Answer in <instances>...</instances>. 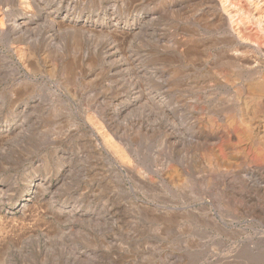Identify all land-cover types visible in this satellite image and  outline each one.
Here are the masks:
<instances>
[{
    "label": "rangeland",
    "instance_id": "374dc122",
    "mask_svg": "<svg viewBox=\"0 0 264 264\" xmlns=\"http://www.w3.org/2000/svg\"><path fill=\"white\" fill-rule=\"evenodd\" d=\"M59 1L54 0L52 3L55 4ZM94 1L75 0L77 6L85 11V18H79L78 23L83 26L88 25L92 30L98 31L99 28H103V32L88 33L83 31L82 33V31L69 29L63 35L62 41L64 42L65 39L66 41L59 44L66 60H77L78 63H81L82 67L77 72L79 75L76 74L81 84L74 89L75 94L78 93L77 98L71 102L64 96V102H66L64 111L54 115V118L47 116V113L37 116L39 122L33 125L36 130L27 132L25 138L19 137L11 143L13 148L11 147V151L7 154V160L5 159L9 163V167L7 169L0 168V178L7 181L11 174L20 176L33 169L44 172L56 162H60L66 165L69 171L67 185L53 191L54 193L45 194L44 204L40 203V205L31 207V212L34 209L33 215L40 211L36 215L39 217V221L43 215H49L48 217H51L50 224L47 222L41 228L36 227L39 221L38 217L35 220V215L33 216L35 224L33 217L25 221L26 228L33 230L28 231L26 239L22 238L25 240L23 246L17 241L20 232H10L11 227H8V230L3 227L7 233L9 231L7 234L1 227L3 222L7 223L8 218L10 219L8 221H11L8 224L15 223L16 225L17 223L18 225L21 222L20 218L15 219L9 215L12 206L0 208L1 237L12 236L14 242L11 244L13 247L11 245L10 247L14 250L17 248L20 250L27 246L32 255L27 260L37 259L39 261H35L37 264H264V206H259V201L252 202V206H200L192 200L189 203L190 206H183L180 204L181 202H185L187 205V202H190L186 199L190 192L202 191L206 194L212 186L216 185L211 184L209 187L205 183H197L189 184V187L182 189L176 185H170L167 179V169L170 165L178 166L182 172L189 173L191 179H194L198 171L197 163L200 161L199 155L194 152L195 146L193 145L199 138L195 124L196 115L190 106L184 105L182 102L186 99L189 102H195L198 94L194 95L191 89H186L184 83L181 86L177 85L173 77L159 71L162 68V62L173 61L175 54L171 43H167L170 42V37L175 32V18L172 11L174 0H96L95 3ZM65 3L70 4L71 2L65 0ZM106 8L115 10V16L120 18L119 24L109 20L97 23L86 20L89 13H103ZM133 13L142 20L140 25L142 28L139 27V30H130L132 21L129 25L126 24L125 19L127 20L129 14ZM114 29H121L124 34L128 33L126 44L123 43L125 38L120 43L121 49L125 50L126 54H128L126 50L129 49L128 55H138L137 57L140 58L139 66L142 69L143 75L141 76L145 84L142 83L145 85L149 99L137 104L138 107H134L133 110H127L123 115L115 117V120H119L118 123L122 130L125 129L121 134L129 145L128 149L132 152L134 166L130 168L122 167L112 155L108 154L107 150L100 146L99 141L96 140V132L87 122L89 113L86 114L84 109L88 105L86 97L91 94L90 90L94 91L92 96L98 93L100 97L107 96L108 101L114 97L112 92L106 90L107 86L111 84L109 80H105L107 68L103 69L102 65L96 61L101 54L100 45L110 42L109 39H111L109 33H105L108 30L114 31ZM77 40H79L78 46H76ZM3 49L4 47L0 45V50ZM95 63L98 66L91 70L89 65L94 64L93 66H95ZM0 64V68H2L1 61ZM112 64L117 65V59ZM1 73L0 70V89L2 88L0 90L2 94H0V113L2 114L10 107L11 97L3 90L4 85L1 80L3 75ZM102 75L104 79L99 82ZM37 79L40 80L39 82L42 81L40 75ZM159 79L166 86L160 93L164 101L163 105H159ZM84 81L91 82L84 84ZM54 82L52 81L49 85L53 91H56L57 86ZM178 87H182V89L177 91ZM56 92L59 93L58 90ZM62 92L65 93L63 90ZM148 92H152V94ZM150 96L152 98H149ZM3 97L5 98L3 99ZM198 100L204 101L203 95ZM132 104L133 102H130L128 107L132 108ZM81 105L84 110H81ZM182 105L188 107L182 108V110ZM178 111H182V117ZM53 120L63 123L64 127L57 132L59 134L55 135L54 133V136L48 131L51 128L46 124L47 121ZM45 132L48 133L45 134ZM50 136L54 138L51 139ZM176 139L180 140L179 143ZM39 145L42 150L39 149ZM21 146L28 148L21 149ZM25 152L29 154L30 159L29 157L25 160L22 158ZM21 159L23 163H21ZM140 177L143 178L141 181L138 180ZM200 181L203 180H197L195 183ZM51 197H55L56 200ZM213 200L212 202L215 204ZM11 201L13 200L11 199ZM51 204L53 205L51 206ZM31 212L29 213L31 214ZM67 213L68 217L65 215ZM29 222L30 226H28ZM52 226L54 228H51ZM41 229L44 232H41ZM42 245H46L49 250L47 259L44 256H37V249L42 248ZM76 252L81 254V258L74 257ZM6 258L7 261L0 263L25 264L27 262L24 260V263L20 257L14 254H7ZM72 259L74 260L72 261Z\"/></svg>",
    "mask_w": 264,
    "mask_h": 264
},
{
    "label": "bare ground",
    "instance_id": "6f19581e",
    "mask_svg": "<svg viewBox=\"0 0 264 264\" xmlns=\"http://www.w3.org/2000/svg\"><path fill=\"white\" fill-rule=\"evenodd\" d=\"M53 1L0 0V45L4 47L3 50H0V61L3 64V67L0 68L1 75H3L1 80H3L2 84L4 85L3 90L9 93L11 97L10 107L4 113H0V168L2 169L9 167L6 160L7 154L13 148L11 143L19 137L25 138L27 132L36 130L33 125L39 122L37 116L47 113V116L54 118V115L64 111V104L66 103L64 96L71 102L77 98L78 93L75 94L74 89L81 84V81H78L76 74L82 66L77 60H66L62 48L59 46L63 42V35L66 30L75 29V31H82V33L83 31L88 33L103 32V28H99L100 31H97L90 29L88 25L83 26L78 23L79 18H85V11L77 6L75 0H68L71 2L70 4L65 3V0H60L55 4L52 3ZM173 3L175 32L170 37V42L167 43H171L175 54L173 61L162 62L163 65L159 71L173 77L177 85L181 86L184 83L186 89H191L194 95L198 94L195 102H189L188 99L182 102L184 105L190 106L196 115L195 124L199 138L193 145L195 146L194 152L199 155L200 161L197 163L198 171L194 179H191L189 173L186 175L181 171V168L172 165L167 169V179L170 185H176L182 189L189 187V184L195 185L197 183H205L209 187L211 184L216 185L212 186L206 194L202 191L190 192V195L185 197L190 202H187L188 205L181 202L180 204L183 206H190L189 203L192 200L200 206H252V202L258 201L260 202L259 206H264V0H174ZM82 4L84 5V3ZM133 15L134 13L129 14L125 21L128 25L132 21L130 30H137L142 20ZM86 20L93 21V23L109 20L119 24L120 18L115 16L114 9L106 8L103 13H89ZM105 34L110 35L112 40L109 39L110 42L100 45L101 54L100 57L97 55L96 61L102 65L103 69L107 68L105 80H109L111 84L107 86L106 90L112 92L114 97L108 101L107 96L100 97L98 93L92 96L94 91L90 90L91 94L86 97L88 105L84 109L86 114L89 113L87 122L96 132V140L99 141L100 146L107 150L108 154L112 155L122 167L130 168L134 166L132 152L128 149L129 145L121 134L125 129L122 130L118 123L119 120H115V117L138 107L137 104L148 99V94L145 85H143L145 81H142L141 75L143 74L139 66L140 58L137 57L138 55H128L129 49L126 50L128 54L121 49L120 43L125 38L123 43L126 44L128 33L124 34L121 29H114L111 32L108 30ZM130 37L132 36L130 35ZM79 40H77L76 46H78ZM116 59L118 64H112ZM82 60L85 62L84 58ZM93 65H89L91 70L98 66L96 63L95 66ZM84 66L86 67V64ZM38 75L41 76V82L37 79ZM103 79L102 75L98 81ZM52 81H55L57 86L55 87L59 93L50 87L49 84ZM90 82L84 81V84ZM163 84L159 79V105L164 103L160 96L161 90L166 87ZM93 85L95 86L94 83ZM89 88L92 89L93 87ZM181 89L182 87H178L177 91ZM62 90L65 92L64 94ZM95 90L97 92L96 88ZM102 95L104 94L102 93ZM202 95L204 101H199L198 99ZM130 102H133L132 108L128 107ZM122 105L123 107H120ZM184 105L180 106L181 109L188 107ZM84 109L82 106L81 110ZM96 109L101 110L99 112ZM160 111L159 109V113ZM178 112L181 113L182 117V111ZM43 118L45 117L43 116ZM47 122V127L51 128L48 131L53 133L51 134L53 136L54 133L55 135L59 134L57 132L64 128L63 123L59 121ZM177 122L179 123V121ZM181 122L183 123V121ZM47 133L45 132V134ZM58 136L61 137V135ZM176 140L179 143L180 140ZM167 144L169 145V143ZM16 146L18 145L16 144ZM23 146L20 148H28ZM40 147L39 145V149ZM53 147L55 146L53 145ZM20 152L22 153V151ZM24 156L22 158L25 160L29 154L25 152ZM22 161L21 159V163H23ZM68 173L66 165L56 162L44 172L33 169L22 173L20 176L11 174L7 181L0 178V208L12 206L9 215L15 219L19 217L21 220L18 225L16 223V226L15 223L10 224L11 221H8L10 220L8 218L7 223L1 224L2 229L6 227L5 229L8 230L7 228L11 227L10 232H20L17 241L23 246L25 244L23 239H26L25 236L29 234L28 231L33 230L26 228L25 221L34 215L36 217L37 213L40 212L35 211L37 213L33 215L34 209L31 212V207L45 202V194L57 191L62 186L67 185ZM141 179L143 178L140 177L138 180L141 181ZM200 179L203 181L195 183ZM198 189L197 191H199ZM211 199H214L215 204ZM47 203L45 204L47 205ZM55 203L53 204L55 205ZM54 214L56 215V213ZM5 215L7 217V214ZM65 215L68 217V213ZM48 216L43 215L41 222L37 216L39 223L37 222L36 227L41 228L47 222L50 224L49 219L51 217ZM35 220L33 217L34 224L36 223ZM8 222L10 223L8 224ZM28 224L30 226V222ZM5 229L4 232H6ZM9 236L2 238L0 235V262L7 261V254H14L25 263L29 257H32L31 252L28 251L29 248L26 246V248L14 250L11 245L14 239L12 236L9 238ZM46 245L37 249V256H44L47 259L49 250ZM80 255L76 252L74 257L79 258ZM90 258L91 256L89 260ZM36 260H33L34 262L27 260L25 264H37Z\"/></svg>",
    "mask_w": 264,
    "mask_h": 264
}]
</instances>
